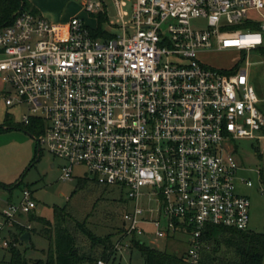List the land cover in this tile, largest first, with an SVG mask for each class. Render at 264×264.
<instances>
[{"label":"built area","instance_id":"built-area-1","mask_svg":"<svg viewBox=\"0 0 264 264\" xmlns=\"http://www.w3.org/2000/svg\"><path fill=\"white\" fill-rule=\"evenodd\" d=\"M114 1L110 24L121 33L109 36L77 16L53 22L18 10L0 28L5 104L27 106L23 123L43 126L39 144L65 160L62 179L82 165L83 178L127 189L114 253L86 264H111L134 239L156 247L181 234L185 257L198 263L207 224L250 228L251 198L238 189L254 183L238 177L233 141L256 140L264 153V112L247 68L264 48V0ZM84 8L107 14L103 0ZM229 48L244 69L202 59ZM36 207L29 188L16 200L0 196V248L21 245Z\"/></svg>","mask_w":264,"mask_h":264},{"label":"rangeland","instance_id":"rangeland-1","mask_svg":"<svg viewBox=\"0 0 264 264\" xmlns=\"http://www.w3.org/2000/svg\"><path fill=\"white\" fill-rule=\"evenodd\" d=\"M87 0H44L48 10L52 12L53 22H67L72 17L84 18L86 23L96 26L98 15L91 14L84 8ZM107 18L103 19V28L116 34L121 33L110 22H117L118 10L114 0H103ZM264 14V9H262ZM259 17L260 15H256ZM243 56L233 48L228 50L213 49L202 54V59L210 66L229 69L236 64L244 69L245 62H241ZM250 81L253 84L257 96L260 99L259 108L264 111V52L253 50L249 56ZM11 86L2 81L0 75V182L9 186L6 189L0 185V196L6 200H16L23 189L29 188L32 197L37 202V214L54 219V207H65L71 213L74 220L85 221L86 226L97 235L104 236L108 233L117 238L118 228L123 224L124 209L127 206V189L121 190L119 186L96 185L88 183L82 188H77L78 181L85 176L86 168L75 165L72 179H62V167L65 160L55 157L43 145L40 149L41 156L38 159V139L41 137L39 130L32 129L22 121L23 115L28 111L25 105L8 106L6 97L10 94ZM14 126L7 127V124ZM16 125V126H15ZM238 147L237 157L242 167L238 171V177L251 179L253 186L239 187V193L249 195L251 198L250 228L257 232H264V191L260 177V170L264 171V153L262 158L258 156L257 149L261 146L253 139H240L233 141ZM261 152V151H260ZM54 164V166H52ZM30 247L19 245L24 251L30 264L45 260L49 252V239L41 233L42 224L33 223ZM82 235L81 236L82 238ZM150 244V239L143 237ZM186 237L179 235L178 240L166 242L163 239L156 241L159 249L167 248L169 251L179 249L187 250ZM10 259L8 249L0 248V261ZM1 263V262H0ZM111 264H145L144 259L137 250L130 251L124 248L118 252Z\"/></svg>","mask_w":264,"mask_h":264},{"label":"trees","instance_id":"trees-1","mask_svg":"<svg viewBox=\"0 0 264 264\" xmlns=\"http://www.w3.org/2000/svg\"><path fill=\"white\" fill-rule=\"evenodd\" d=\"M18 10L38 13L29 0H0V28L8 25ZM105 18H107L105 13L98 14L99 23L98 27L94 28V33L109 36L108 30L101 25ZM260 27V22L251 25V28L255 30H259ZM260 50L264 52V48ZM36 124H38V120L28 125L30 132L37 128L42 133L43 126ZM7 125L8 128L14 126L12 123ZM3 127L1 125L0 129ZM257 152L258 156L262 158L263 154L258 150ZM260 177L264 185L263 169L260 170ZM78 182L77 188H82L90 182L101 185L89 178H82ZM0 185L10 189L3 182H0ZM107 186L103 185L104 190ZM53 214V220L46 216L31 215L32 220L43 225L41 233L49 239L50 245L46 259L36 261L35 264H86L99 257L109 260L110 255L114 253L113 233L104 236L97 235L86 226L85 221H75L71 213L67 212L66 206L54 207ZM20 230V235L16 236L19 241L21 234L26 232L23 228ZM121 230L122 228L119 227L118 232ZM81 234H83L82 238L79 236ZM201 241H203V245L198 263L190 262L185 257V251L159 249L136 239L132 241L131 251L137 250L145 264H264V232H257L251 228L239 230L235 227L207 224L202 232ZM31 243L32 241L30 245ZM20 244L24 245L22 241ZM9 252L10 259L2 260L0 264H30L19 246L10 248Z\"/></svg>","mask_w":264,"mask_h":264},{"label":"crops","instance_id":"crops-1","mask_svg":"<svg viewBox=\"0 0 264 264\" xmlns=\"http://www.w3.org/2000/svg\"><path fill=\"white\" fill-rule=\"evenodd\" d=\"M30 3L32 4V6L38 11V13H41L43 15H45L47 18H54L53 15H52V12L50 10H48L47 6L44 4V0H29ZM105 3V2H104ZM88 11V10H87ZM89 12V11H88ZM91 13V12H89ZM104 13V12H103ZM94 15V13H91ZM107 15V14H106ZM84 21L85 19L82 18ZM86 22V21H85ZM99 23V22H98ZM88 25H90L88 22H87ZM91 27L93 28H97L98 27V24L96 26H93V25H90ZM259 99V98H258ZM259 105H260V102H259ZM261 109V108H260ZM262 110V109H261ZM263 111V110H262ZM264 112V111H263ZM263 152V151H262ZM264 161V160H263ZM241 186H244L242 184L239 185V187ZM239 190V189H238Z\"/></svg>","mask_w":264,"mask_h":264},{"label":"water","instance_id":"water-1","mask_svg":"<svg viewBox=\"0 0 264 264\" xmlns=\"http://www.w3.org/2000/svg\"><path fill=\"white\" fill-rule=\"evenodd\" d=\"M40 149H41V146L39 144V139H38V152H39L38 159H40V156H41ZM52 166H53V164H52ZM21 240L26 246H29L30 242H31V232L29 231V232L23 233L21 236Z\"/></svg>","mask_w":264,"mask_h":264}]
</instances>
